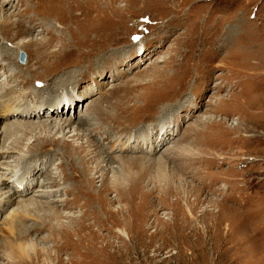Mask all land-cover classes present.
<instances>
[{
    "label": "rangeland",
    "instance_id": "obj_1",
    "mask_svg": "<svg viewBox=\"0 0 264 264\" xmlns=\"http://www.w3.org/2000/svg\"><path fill=\"white\" fill-rule=\"evenodd\" d=\"M31 2L38 3V10H32L35 17L43 19L48 15L49 20L45 22L51 24L52 18H57L54 7L63 3L67 15L71 12L70 32L78 38L85 32L88 34L87 47H83V54H87L81 57V49H74L66 52L67 57L62 54L58 57L60 61L56 59L53 63L56 72L68 65L74 73L69 82L62 81L64 86L53 83L58 75L52 80L49 77L34 79L31 74L36 68L31 64L25 71V61L35 57L33 49L36 46L24 47L16 55L17 63L24 70L21 77L31 75L33 79L27 77L21 84V77L13 75L6 79L0 73L1 89L10 86L12 94L23 95L24 102L18 106L27 105V110L23 111L29 117L25 119H33L43 110L56 114V123L71 122V127L56 132V128H40L41 116L37 117L32 129H26L27 132L24 128L11 133L6 144L9 146L12 140L17 141L22 155L15 149L13 158H0V167H5L6 163H9L6 169L16 167L17 163L12 162L14 158L28 161L13 178L0 179L5 181L0 189L13 191L15 195L23 193L20 198L31 199L33 190L46 175L55 179L60 189L72 186L69 181L62 183L61 178L63 172L69 173L67 162L78 159L71 147H64L62 139L68 135H62L66 131L78 132L75 129L80 115L94 118L97 108L109 116L121 112L126 119L123 123L120 120L118 126L123 140L115 144L114 139L119 134H105L103 130L116 125L109 120L101 123L95 117L94 123L101 126L94 130L96 134L93 132L99 139L98 145L110 150L127 143L128 151L115 150L113 154L134 157L141 164L130 169L115 161L108 166L110 181L117 175L116 171L135 174L124 182L125 188L129 184L134 188L133 195H129L128 190L122 195L112 191L106 197V209L112 211L111 231L92 224L91 231L84 227L78 236L72 234L77 224L70 223V219L82 220L83 225L92 223L81 219L79 206L83 200H78L71 208L62 210L70 216L60 220L63 225L67 224L68 232H63V238L56 240L57 243L52 238L43 240L47 231L12 241L2 231L7 227L6 216L20 204L13 202L6 206L5 211H0V264H8V258L12 259L9 245L14 244L27 245L26 250L49 249L50 255L38 257V264H264V0ZM16 10L10 8L6 15L17 20ZM113 26L122 31L119 30L112 45H102L100 35L114 30ZM8 34L14 35L15 30ZM42 36L41 33L33 37ZM18 39L5 42L6 47L14 49L17 43L25 41L21 37ZM60 47L61 44L58 46L52 39L51 47L45 52L56 53ZM1 65L0 69L5 70ZM11 68V72L19 70L16 66ZM179 78H185L186 86L169 101L147 107L141 115L132 106L139 105L142 97L160 89L164 81L176 88ZM169 89L167 94L172 95V88ZM66 94H70L68 101L72 98V107L59 106L66 102ZM52 108L62 111H52ZM121 108L128 111L123 112ZM11 110L0 111L2 124L11 121L12 117L8 116ZM102 114L96 110L97 118L103 117ZM137 114L136 121H127ZM78 133L81 138L68 140L73 147L85 146L87 138L92 139L85 128H80ZM139 135L148 137L142 146L135 140ZM45 136L60 140L58 145L42 150L57 152L63 156V163L57 166L59 157H53L42 168L31 169L27 173L31 180L26 179L27 168L36 163L35 150L42 147ZM2 139L0 135V141ZM152 146L153 153L150 152ZM147 160L163 170L162 175L151 182L149 177L138 179V171L147 167ZM94 165L95 162L89 163L87 177L92 179V187L96 190L100 183L95 178ZM114 166L117 168H112ZM153 167L149 168L151 177L156 174ZM6 175L4 172L3 176ZM165 178L171 181L170 185H165ZM154 185L164 191H152ZM64 196L61 192L58 197ZM47 213V209L31 211L24 224L39 225L41 221L55 224ZM120 223L128 225V239L118 232Z\"/></svg>",
    "mask_w": 264,
    "mask_h": 264
},
{
    "label": "bare ground",
    "instance_id": "obj_2",
    "mask_svg": "<svg viewBox=\"0 0 264 264\" xmlns=\"http://www.w3.org/2000/svg\"><path fill=\"white\" fill-rule=\"evenodd\" d=\"M102 2L103 1H101V3ZM75 3H78V2L75 1ZM37 4L36 5L32 4L31 0H15V2H13V0H0V27L1 26L3 27L0 29V35H1L0 36V63L2 64L1 66L5 68V70L0 69V73L1 75H4L6 79L13 75H17L20 78L23 75L24 70L21 68V65L17 63L16 55L19 52V50L23 49L24 47L26 48L28 46L29 47L36 46V48L33 49L35 52L34 53L35 57L34 58L30 57L26 59L25 61V64H24V67L26 68L25 71L28 69V64H31L32 66H35L36 68V71L31 74L34 79L39 78V77L41 78L46 77L47 79L50 78L52 80L53 77L56 78V75H58L59 77V78L57 77L58 82L56 81L53 83L56 84V86L61 85L62 83L61 86H64V83L62 81L66 80V83L69 82V80L73 78L74 73L68 69V65L64 66L63 69L65 70L61 69L57 72L56 70H54V66L52 65L56 61V59L57 61L59 60L58 57L60 58L62 57V54L66 56L67 51H73L74 49H77V50L81 49L79 55L81 57H84L87 53L85 54L84 52L83 54V47H87V43L89 41L88 36H87L88 34L85 32L84 35H82V37L78 38V37H75V33L70 32V27H71L70 23L73 22L70 20L71 12H69L67 15L66 8L62 5L63 3L62 4L58 3V5L54 7V11L57 13L56 14L57 18H52V22H53L52 24L49 22H45V20H49L48 15H46L47 17L40 19V18H36L35 14L32 13V10L38 7ZM21 6L23 8H21ZM48 6L52 7V4L49 3ZM10 8L17 9L15 13V15L18 16L17 20H11V16L6 15ZM28 11H31V12L28 13ZM77 28L78 26L73 28V30ZM11 30H15L16 35L15 34L9 35L8 32ZM119 30H121V28L114 27V30H110V32L106 34H101L100 35L101 44L104 46L112 45L116 41L117 36L120 33ZM41 33L43 34L42 38L33 37L34 35L40 36ZM46 35L48 36L46 37ZM67 36H69V38ZM19 37L24 38L25 41H23L20 44L17 43L14 49H9L6 47L5 42L7 41L16 42ZM66 37L68 39H66ZM26 38H28L27 41H26ZM93 38L94 37H92V39ZM52 39L53 41L58 43V46L59 44H61V47L57 50L56 53L53 51L45 52L46 49L51 47ZM86 51H89V50L87 49ZM48 52H51V53L48 54ZM10 55H13L14 57L12 58ZM53 58L55 60L52 61ZM43 59L45 60L42 62ZM31 60H33V63L31 62ZM139 60H142V59L139 58ZM51 61H52V64L50 65L49 62ZM31 65H29V67ZM14 66H16L19 69L17 70V72H11L12 70L11 67H14ZM59 74L60 76H63L64 78H60ZM30 76L29 75L27 76L28 79ZM27 77L26 78L21 77V81H20L21 84H23L27 80ZM32 77L30 78L33 79ZM41 78H39L38 80H40ZM184 79L185 78H179V80L176 82V85H177L176 88L173 84L164 81L160 89H158L156 92L150 95H147L144 98L142 97V99L139 100V103H140L139 105L137 103H134L132 106H134L135 110L140 111V113L138 112V114L141 115L142 112L147 109V107L155 106L157 104H161V103L169 101L174 96H176L179 93V91H182L184 89V87L186 86ZM158 82H161V80H159ZM159 84L160 83H158V85ZM7 87H3L2 89L0 88V109H1L0 111L5 112L6 110L12 109L8 113V116L12 117V119L9 122L3 123L4 125L2 124L1 119H0V131H1L0 135L3 136L2 141H0V149H1L0 158H4L7 156L8 158H13L14 156L12 152L16 150H17L16 152L17 154L22 155V149L18 147L17 141L12 140V142L9 143V146L6 144V142L10 139L11 133L18 131L17 129L23 130L25 128L24 129L25 132H27L26 129H32V126H34V123L37 122L35 121L37 117L42 116V120H38L39 121L38 123L42 122L40 128L48 127L50 128V130L56 128V132H63L68 127H71V122H69L68 120H64L62 123L60 122L56 123L57 121L56 114L52 115L51 113H49L50 111L48 112V111L41 110V112L36 113L37 117L33 116V119H25L29 117L25 113L26 111H23V110H27V105L26 106L23 105L20 107L18 106V105L23 104L24 102V99L22 97L23 95H20V93L18 94L16 93V95L15 93H13L14 94L13 95L12 94L13 88L10 86H7ZM169 88H172V95L167 94L170 92ZM70 91L74 92V90H69L68 92ZM66 95H67L66 102H64L63 104H60L59 106L72 107L73 106V102L71 101L72 98L68 101V97L70 94H66ZM121 109L123 112L128 111L127 108H121ZM96 110L99 114H102L101 108H97ZM96 110L94 111L95 113L94 115L96 119H98L101 123H104L105 121L109 120L111 123H113L112 125H116V127L114 126L104 127L105 129L103 130V133L107 134L109 132L108 134H111V133L119 134V135H116L114 139L115 140L114 143L115 144L121 143L123 140V137L121 133H118V126L120 125L119 123L120 120L122 123L124 120H126V119H123L124 117L121 115V112L119 113L120 115L117 113L114 116L102 114L103 117L99 115V117L97 118ZM52 111L61 112L62 110L54 109ZM138 114L136 116H133L130 119H127V121L128 122H131L133 120L136 121L138 118ZM21 116H24V117H21ZM80 117L81 118L77 121V128L75 130L79 132L80 128H85L86 130H88V133H89L88 135H90V138L92 137V139L87 138V140L84 143L86 144L85 146H83V144H79L73 147L72 144H70L68 140L73 139V138L79 139L81 138L80 137L81 135L78 132L70 134L69 133L70 131H66L62 135V136L68 135L66 139H62V144H64L65 145L64 147H66L67 149L71 147L73 151H75V154L78 159L77 162H74L72 159L67 162V165L69 166V173L63 172V175L61 178L62 183H64L65 181H69L72 186L66 189H60L59 183L56 182L55 179H52L49 175H46L44 179H42L41 184L37 185V187L33 190V193L31 194V199L30 198H20L23 193H21L20 195L18 194L15 195L13 191L11 192H9V190L2 191L0 189V191H2L0 192V202H2V204L0 205V211L2 210L5 211L6 206L10 205L13 202H16V204H20V207H17L11 210V212L6 216L7 227L2 232L10 240L15 241L19 238H25L26 236H30L34 233H41L42 231H47L48 235L46 237H43L44 239L43 238L42 239L46 241L48 238H52L57 243L56 240L59 241V239L63 238L61 234L63 232L65 233L68 232L66 229L67 224L63 225L62 223H60V220L61 219L63 220V218L65 217L69 218L70 216L66 215L67 213L64 214L62 210L71 208L72 205L78 200H83L81 206H79L80 208H82L81 219L85 218V220H91L92 223L83 225L82 220L70 219V223L77 224V225H75L76 229L73 231V233L72 232H69V233H72L78 236L77 234L84 227L89 229V231H91L90 226H92V224H96L99 228H105L108 231H111L109 225L112 222L110 220L112 211L109 212L106 209L107 195L111 193L112 191H114L116 195H122L126 192V190L129 191L130 193L129 195H133L135 193L134 188H131L129 186L130 184L129 185L126 184L129 188L127 186H126L127 188L124 187L125 180L132 179V175L135 176V174H132L133 173L132 171H125L124 174H122L120 171H118L120 173L116 171L114 172V174L117 173V175L113 176L112 181L108 179L107 172H108V166L112 165V163L115 161L121 163L123 166H128L131 169L133 166L141 164L140 162H136L139 159H135L134 157H126V156L119 157L113 154L115 150L119 152L128 151L129 148H127V143H123V145L120 147L113 146L112 149L110 150H104L103 148H101L100 145H98L99 139L97 137H94L96 134L94 130L101 127L100 124L94 123L95 117L89 118L88 115L83 116V117L82 115H80ZM45 122H48V123L46 124ZM128 126L130 125H127L126 127ZM128 136L130 138L131 134ZM128 136L126 138L127 141L129 140ZM154 137L156 138V134ZM147 138L148 137L139 135V137H136L135 140L136 142L140 144V146H142L143 143H146ZM42 141H43V144L41 145L42 147L35 150L37 154L36 155L37 159L35 161L36 163H34V165H32L30 168H27L26 177H25L26 179L31 180V177L29 176V174L27 175V173L30 172L31 169L40 168V167L42 168V166L48 163L49 160L52 161L53 157H56V159L57 157H59V162L56 163L57 166H60L63 163L62 161L63 156L62 157L59 156L57 152L51 151V149H45V148H49L54 145H58L60 140L54 139L51 136H47V137L45 136L42 139ZM43 147L45 148L42 150ZM154 150L155 148L153 146L150 147V152L153 153ZM122 154H125V153H122ZM167 154L171 155L172 152H167ZM46 158L47 159L51 158V159L47 160ZM27 161L28 159L23 160L20 158H17V159L14 158L12 162H16L17 164H16V167L12 166L13 168L11 169L9 168L6 169V166L9 165V163H6L5 164L6 166L0 167V169H5L4 172L5 173L7 172L9 177L8 175L4 177L3 176L4 172H0V179L6 180V178L8 179L13 178L17 174V171L19 170V168H22V165L24 164V162H27ZM3 162H7V161L3 160ZM54 162H55V159H54ZM91 162H95V165L93 166V170H95V175H96L95 178L98 179L100 183L96 190H94L92 187V179H89L87 177L88 176L87 172L90 168L89 163ZM146 162H147L146 164H148L147 167L140 169L138 171V179L142 177L144 178L149 177L148 180L151 182L154 179H157L160 175H162L163 170L160 167V165L154 166V164L151 163L149 160H147ZM101 163H104L105 165L102 166ZM106 167L107 169H105ZM150 167H153L156 170L155 171L156 174L152 177L150 176V169H149ZM112 168L116 169L117 166H114ZM165 180H166L165 185L166 186L170 185L171 181L168 178H165ZM4 182L5 181H0V185H2ZM161 186H164V185H161ZM5 187L8 188L9 185L6 184ZM5 187L4 189H6ZM156 187L157 186L154 185V187L152 188V191H158V192L164 191V189L159 190V189H156ZM159 188H163V187H159ZM14 191H17V190H14ZM61 192H63V195L65 196L60 199V197L58 196H60ZM3 193H7L6 196H4ZM28 200H29L28 204H25V202ZM36 209H41V210L47 209L48 215L46 216H48L49 219L54 220L56 223L54 224L49 221H41L39 225L24 224L25 219H27V217L30 216V212L31 211L34 212V210ZM102 215H104L103 216L104 218H102ZM37 218L41 220L44 219V217H41V216H38ZM127 227L128 225L125 226L124 223H120L119 226L117 227L118 232L121 233L126 239H128L129 237L127 233ZM15 230H17V232H15ZM9 246L11 248L10 252H12L13 257L12 259L10 258V260L8 258L7 260L8 264H16V263L38 264L37 263L38 257L50 255V253L48 252L49 249L46 250L43 248L40 249V248L35 247L33 249H30L31 250L30 251V250L25 249L27 245L23 246L19 244H14V245H9ZM28 247H30V245H28ZM9 256L11 257L10 254Z\"/></svg>",
    "mask_w": 264,
    "mask_h": 264
},
{
    "label": "water",
    "instance_id": "obj_3",
    "mask_svg": "<svg viewBox=\"0 0 264 264\" xmlns=\"http://www.w3.org/2000/svg\"><path fill=\"white\" fill-rule=\"evenodd\" d=\"M22 57H23V55H22ZM22 60H23V58H22Z\"/></svg>",
    "mask_w": 264,
    "mask_h": 264
}]
</instances>
